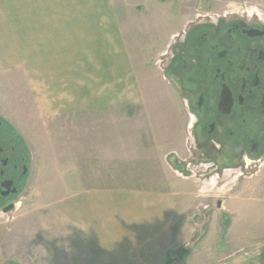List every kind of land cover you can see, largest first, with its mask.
<instances>
[{"label":"rangeland","instance_id":"374dc122","mask_svg":"<svg viewBox=\"0 0 264 264\" xmlns=\"http://www.w3.org/2000/svg\"><path fill=\"white\" fill-rule=\"evenodd\" d=\"M114 2L142 102L117 111L116 130L93 119L85 127L104 126L105 138L84 139L81 116H43L17 61L6 70L0 61V118L19 134L32 163L14 209L0 207V264H69L66 216L75 203L68 204L69 196L100 188L169 193L172 225L142 249L144 264H243L256 239L264 245V164L245 177L206 174L199 163L180 162L192 157L181 92L165 80L162 60L191 21L227 14L264 22V0ZM9 47L16 57L18 45Z\"/></svg>","mask_w":264,"mask_h":264},{"label":"crops","instance_id":"0c3cea01","mask_svg":"<svg viewBox=\"0 0 264 264\" xmlns=\"http://www.w3.org/2000/svg\"><path fill=\"white\" fill-rule=\"evenodd\" d=\"M10 44L18 45L16 57L5 51ZM0 49L4 70L17 61L42 115L81 116L84 139L106 137L104 126L85 131L92 119L116 130L118 112L142 102L114 0H0ZM73 200L66 216L69 264H144L142 249L172 225L169 193L100 188L69 196L68 204ZM260 240L243 264H264Z\"/></svg>","mask_w":264,"mask_h":264},{"label":"flooded vegetation","instance_id":"af4514ba","mask_svg":"<svg viewBox=\"0 0 264 264\" xmlns=\"http://www.w3.org/2000/svg\"><path fill=\"white\" fill-rule=\"evenodd\" d=\"M189 24L162 60L165 80L181 92L178 107L192 157L180 162L199 163L206 174L254 176L264 164V22L224 14ZM31 167L21 137L0 118L3 212L14 209Z\"/></svg>","mask_w":264,"mask_h":264},{"label":"water","instance_id":"95a60500","mask_svg":"<svg viewBox=\"0 0 264 264\" xmlns=\"http://www.w3.org/2000/svg\"><path fill=\"white\" fill-rule=\"evenodd\" d=\"M8 209H5V212L7 211Z\"/></svg>","mask_w":264,"mask_h":264}]
</instances>
